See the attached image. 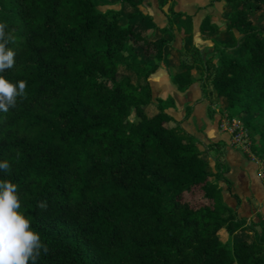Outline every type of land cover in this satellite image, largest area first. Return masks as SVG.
<instances>
[{
  "label": "trees",
  "instance_id": "16d2710c",
  "mask_svg": "<svg viewBox=\"0 0 264 264\" xmlns=\"http://www.w3.org/2000/svg\"><path fill=\"white\" fill-rule=\"evenodd\" d=\"M105 1L119 8L0 0L16 53L0 74L26 82L0 113V160L11 166L0 178L17 185L47 246L37 264H264V216L246 224L222 200L226 144L198 148L166 112L173 100H153L149 82L174 51L175 30L188 45L171 77L176 91L210 86L264 166V0H219L223 30L201 19L199 32L226 37L213 46L216 61L192 43L193 16L174 0L150 33L143 0ZM221 230L238 235L229 248Z\"/></svg>",
  "mask_w": 264,
  "mask_h": 264
},
{
  "label": "crops",
  "instance_id": "0c3cea01",
  "mask_svg": "<svg viewBox=\"0 0 264 264\" xmlns=\"http://www.w3.org/2000/svg\"><path fill=\"white\" fill-rule=\"evenodd\" d=\"M164 0H143L139 5L142 14L151 18L144 23L147 32L150 33L155 27L166 25L165 10L162 5ZM173 9L177 12H184L193 16L192 43L200 47L199 40L211 43L210 38L219 37L217 41L226 39L221 33L206 34L198 30L200 21L205 16H211L212 21L219 27L218 19L222 15L223 2L219 0H174ZM156 3L155 11L147 12L142 5L147 3ZM99 9L105 11L108 9L117 10L119 4H111L105 0H98ZM169 9V4L167 5ZM222 30L221 28H219ZM207 45V44H206ZM202 46H205L202 44ZM174 51L168 53L162 60L158 69L149 77L153 100L161 99L163 101L171 98L173 105L166 112L174 119L176 124L186 133L192 135L198 142V148L203 149L212 142L222 141L228 143V134L218 128V120L226 114V105L216 102L211 88L205 85V92L202 91L201 84L195 82L190 88L180 93L176 91L171 83V77L179 68V51L186 50L184 37L174 30V40L172 42ZM194 74V71H192ZM155 87V89H154ZM190 108V113L185 118L186 108ZM169 123L168 127L174 128L177 125ZM225 162L229 168L225 178L229 182V190L224 182H220L221 190H225L224 201L227 206L237 209L239 217L246 220V224L256 216H264V181L260 170L262 166L259 162L246 158L241 152L226 147ZM233 175V179H230Z\"/></svg>",
  "mask_w": 264,
  "mask_h": 264
},
{
  "label": "clouds",
  "instance_id": "9594fccd",
  "mask_svg": "<svg viewBox=\"0 0 264 264\" xmlns=\"http://www.w3.org/2000/svg\"><path fill=\"white\" fill-rule=\"evenodd\" d=\"M7 25L0 22V73L14 64L15 51L8 47L12 37ZM26 82L15 83L0 74V113L14 107L18 97L25 94ZM7 160H0V173L10 170ZM38 207H44L41 203ZM31 220L21 211L17 185L0 178V264H37L42 252L47 251L40 233L31 226Z\"/></svg>",
  "mask_w": 264,
  "mask_h": 264
},
{
  "label": "rangeland",
  "instance_id": "374dc122",
  "mask_svg": "<svg viewBox=\"0 0 264 264\" xmlns=\"http://www.w3.org/2000/svg\"><path fill=\"white\" fill-rule=\"evenodd\" d=\"M174 4H175V1H174ZM155 5L156 3H147L145 5H142L143 9L146 10L147 12H151L152 10L155 11ZM168 4H166L164 6L165 10H168V7H167ZM218 23H219V28H221L222 30L224 29V18L223 16L221 15L220 16V19H218ZM236 36L238 37V35L236 34ZM219 39V37H214V38H210L211 40V43H206L204 41H201L199 40V48H200V51L202 53V55L206 58V57H209V56H213V60L216 61V56L217 54L215 53V51H213V46L214 44L216 43H219L220 41H217L216 39ZM220 40V39H219ZM202 44H204L205 46H202ZM207 44V45H206ZM180 58V57H179ZM155 89V87H154ZM226 116V114L224 115ZM223 115L219 118L218 120V128L224 132H226L228 134V143L226 145V147H229L231 149H234V150H237L239 152H241L246 158H251L252 160H256L259 162V165L262 166L260 167L261 168V172L264 173V166L262 165V162H260L259 160H257V158H255L250 150H249V147H250V141H249V146H247V148H243V146L241 145H237V144H232L231 142V136L229 135L230 131L233 130V126H232V122L230 120H233L235 122V124H239V126H242V122L237 119V118H232V119H226ZM212 167H213V164L211 161H209V169L212 170ZM230 179H233V175H230ZM263 181H264V174H263ZM225 194V190H221V195H222V200L223 202L225 203L224 201V198H223V195ZM225 196V195H224ZM226 204V203H225ZM256 215H261V214H256ZM262 216V215H261ZM251 222V221H250ZM238 238V235L235 233V232H230V233H227L225 232L224 230H221L220 231V240L223 244H225L226 247H230L231 246V243L232 241L236 240Z\"/></svg>",
  "mask_w": 264,
  "mask_h": 264
},
{
  "label": "built area",
  "instance_id": "2783aa9c",
  "mask_svg": "<svg viewBox=\"0 0 264 264\" xmlns=\"http://www.w3.org/2000/svg\"><path fill=\"white\" fill-rule=\"evenodd\" d=\"M226 119L229 120L227 116H224ZM232 122L233 130L230 131L229 135L231 136V142L232 144H237L243 146V148H247L249 146V139L247 137V134L242 126H239V124H235L233 120H230ZM226 131V130H224Z\"/></svg>",
  "mask_w": 264,
  "mask_h": 264
}]
</instances>
